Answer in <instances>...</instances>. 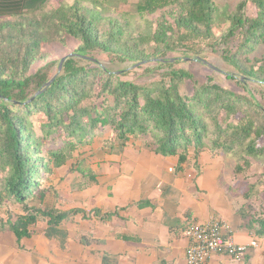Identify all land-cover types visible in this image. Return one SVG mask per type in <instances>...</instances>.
Here are the masks:
<instances>
[{
	"label": "trees",
	"instance_id": "trees-1",
	"mask_svg": "<svg viewBox=\"0 0 264 264\" xmlns=\"http://www.w3.org/2000/svg\"><path fill=\"white\" fill-rule=\"evenodd\" d=\"M46 1L0 0V231L8 229L19 240L30 236L34 231L29 227L41 220L57 226L67 219V212L42 207L44 180L74 160L75 153L92 151L94 139L106 131L112 140L106 141L105 152L142 139L157 154L178 157L179 165L191 151L197 157L208 148L225 153L240 148L238 174H245L251 159L262 154L264 106L248 84L264 87V54L259 55L264 51V0H240L221 36L214 33L215 0H135L140 14L166 8L173 20L164 19L155 30L150 26L137 36L115 18L107 19L108 29L101 32V0H76L50 12L44 11ZM249 4L255 10L251 16L246 13ZM66 37L80 44L61 70L59 60L30 73L45 59L44 44L65 45ZM176 45L186 49L184 58L206 47L221 49L224 61L239 72L231 77L248 95L201 84L188 70L176 68L182 60L166 58ZM95 53L109 56L110 65L95 59ZM191 60L203 59L195 55ZM150 63L157 64L158 79H125L132 68ZM124 64L131 69L120 68ZM188 80L194 83L190 96L181 93ZM83 164L72 162L70 173H81ZM258 186L259 181L251 187ZM15 205L23 214L11 209ZM242 215L249 230L264 237V207L256 214L245 207Z\"/></svg>",
	"mask_w": 264,
	"mask_h": 264
},
{
	"label": "crops",
	"instance_id": "crops-1",
	"mask_svg": "<svg viewBox=\"0 0 264 264\" xmlns=\"http://www.w3.org/2000/svg\"><path fill=\"white\" fill-rule=\"evenodd\" d=\"M110 138L106 131L92 151L74 154V164L84 163L81 173H70V161L44 180L42 207L68 218L57 226L41 220L19 240L0 231V264H186L188 228L214 218L231 226L238 244L257 246L205 264H264V237L249 230L242 199L221 183L209 151L197 157L191 151L179 165L178 157L157 154L142 139L105 152Z\"/></svg>",
	"mask_w": 264,
	"mask_h": 264
},
{
	"label": "rangeland",
	"instance_id": "rangeland-1",
	"mask_svg": "<svg viewBox=\"0 0 264 264\" xmlns=\"http://www.w3.org/2000/svg\"><path fill=\"white\" fill-rule=\"evenodd\" d=\"M75 1L76 0H47L44 4V11L50 12L63 4L70 6L73 5ZM101 1L102 2L99 7V13L103 16V20L101 22L102 27L100 26L101 32L108 29L106 20L109 18H115L121 22L128 23V30L134 36H137L140 33H145L150 26H152L153 30H155L158 23H161L164 19L173 23L172 18L168 15L169 9L166 8L158 10L153 14H140L136 10L135 0H130L128 3H123L119 0ZM239 1L240 0H215L218 6V13L215 17L214 25V33L216 36H221L228 31L230 22L227 17L235 11ZM83 4L91 6L90 3L86 1H83ZM254 12L255 10L253 5L249 4L246 8L247 15L251 16ZM65 41V45L55 41H50L44 44L42 53L44 54L45 59L36 62L30 73L51 61L58 62L62 58L69 56L80 44L79 41L72 37H66ZM230 41V44L233 45L232 40ZM176 46L177 50L166 56V58H177L182 60L180 63L175 65L176 68L188 70L194 75L197 82H200L201 84H217L223 88L233 90L240 95H248L246 89L237 82V79L231 77V75L238 76L239 72L236 68L224 61L221 49L215 52L206 47L198 50L197 53L194 51L189 52V56L191 57L184 58V51L186 49L180 45ZM261 52L262 53L259 55L264 54L263 49H261ZM195 55L200 56L203 60H191ZM93 57L101 63L110 65V57L104 53H95ZM131 67L132 66L130 64H124V66L122 65L120 68L129 71ZM53 71H55V66ZM159 71L160 70L157 69V64H145L143 68H139V66L132 68L125 79H133L139 83H150L159 78V73H161ZM248 86L256 100L261 102L264 106V87L262 88L259 83L254 81H250ZM193 92L194 83L192 81H185L181 85V93L183 95L190 96ZM37 123L38 121H34L35 126ZM213 130L214 127L212 126L210 135H212ZM207 143L209 146L211 145V142L208 140ZM259 144L263 146V152L257 158L251 159V165L246 170L245 174H238L235 170L237 164L239 162L242 163V153L240 152V148H236L234 152L230 153H225L222 150H215L211 148L206 150L212 155L211 162H217L218 170L221 172V183H223V185H229L231 188L230 192L233 193L236 198L242 199L244 206L247 207L248 211L252 214H256L258 209L264 207V138L259 141ZM73 159L74 160H72V162L76 161V158ZM244 180H246V182ZM257 181H259L258 188H252L251 186H253ZM245 192L248 195H245ZM11 209L14 208L11 207Z\"/></svg>",
	"mask_w": 264,
	"mask_h": 264
},
{
	"label": "built area",
	"instance_id": "built-area-1",
	"mask_svg": "<svg viewBox=\"0 0 264 264\" xmlns=\"http://www.w3.org/2000/svg\"><path fill=\"white\" fill-rule=\"evenodd\" d=\"M232 234L231 226L221 218L193 224L186 232L191 243L186 264H205L213 255L239 258L245 255L250 244L257 246L255 241L248 245L238 244Z\"/></svg>",
	"mask_w": 264,
	"mask_h": 264
},
{
	"label": "water",
	"instance_id": "water-1",
	"mask_svg": "<svg viewBox=\"0 0 264 264\" xmlns=\"http://www.w3.org/2000/svg\"><path fill=\"white\" fill-rule=\"evenodd\" d=\"M71 55L72 54H70L69 56H71ZM66 58L67 57H64V58L61 59L60 66H59V70H61V66H62L63 62L66 60ZM47 84L49 85L50 83H47Z\"/></svg>",
	"mask_w": 264,
	"mask_h": 264
}]
</instances>
